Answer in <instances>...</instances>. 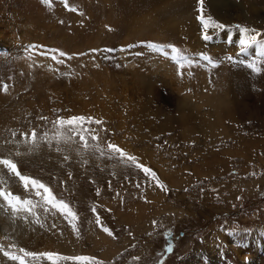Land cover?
Here are the masks:
<instances>
[{"label":"rangeland","instance_id":"obj_1","mask_svg":"<svg viewBox=\"0 0 264 264\" xmlns=\"http://www.w3.org/2000/svg\"><path fill=\"white\" fill-rule=\"evenodd\" d=\"M206 1L205 15L225 25L209 29L208 40L196 19V0H68L77 12L61 0H52L51 8L40 0H0V85H10L0 91V156L19 151L12 158L21 173L47 184L80 216L77 239L60 219L63 235L13 222L0 210V222L5 216L13 230L24 231L19 246L93 255L106 264H264V71L247 67L256 61L264 69V56L255 46L239 52L240 28L259 30L264 39V0H230L238 11L223 19ZM148 41L173 44L194 60L206 53L220 63L185 69L180 78L169 59L142 43ZM51 48L84 55L56 64L40 55ZM41 115L103 120L92 125L107 129L101 143L110 140L137 156L168 191L148 186L143 173L116 159L80 156L66 145L57 152L44 143L35 151L5 143L13 131L49 130ZM0 178L14 194L28 195L2 167ZM93 204L118 239L89 224ZM100 237L109 247L95 245Z\"/></svg>","mask_w":264,"mask_h":264},{"label":"snow or ice","instance_id":"obj_2","mask_svg":"<svg viewBox=\"0 0 264 264\" xmlns=\"http://www.w3.org/2000/svg\"><path fill=\"white\" fill-rule=\"evenodd\" d=\"M42 5L49 8L52 7V0H40ZM66 10L70 12H77V8L70 6L68 0H61ZM195 11L197 13L196 19L202 25L204 30L203 38L205 40L211 39L208 35L209 29H223L225 25L218 23L210 15H205V0H196ZM80 15H83L81 12ZM63 23V21H60ZM239 27V26H237ZM109 30H111L109 28ZM241 39L239 41V52L246 53L249 48L253 46L257 49V55L264 56V39H259L262 33L256 29H250L247 27L240 28ZM146 44V47L154 54L169 59L176 67V75L183 78L185 75V69H192L194 67H218L220 61L214 59L206 53H200L198 59L194 60L186 55L181 49L173 44H161L156 42H142ZM92 53L100 51L99 49H91ZM104 51H114L113 49H104ZM41 56L49 57L56 64H63L64 59H71L74 55H84V53L72 54L71 56L60 49L51 48L40 53ZM226 60L232 61L233 57H225ZM203 62V64L201 63ZM50 70H51V66ZM247 67L256 74H260L264 69L256 61H252ZM187 75L191 76L192 72L188 71ZM10 85L4 83L0 85V91L7 93ZM59 112L60 110H53ZM38 120L43 121L45 125H50L49 130H45L42 133H38L36 128H31L27 132L13 131L11 133L13 139L5 141L6 144H23L26 145L29 151H35L42 143L47 144L50 148L55 145L57 152L64 151L65 149L61 145H66L70 150L75 151L78 155L84 156L85 154H93L100 158L116 159L120 164L125 167H131L134 170L143 173L148 186H155L160 190L167 192L168 189L164 183L161 182L157 173L150 167L139 162L137 156L129 154L117 144L109 141L101 143V132H107L106 128L92 127V125L101 126L105 122L101 119H96L92 116L85 115H72L67 118L57 115L54 120H49L47 116H38ZM19 135L20 139H15ZM13 155L19 156V151L0 156V167L6 170L7 174L11 177H15L24 192L27 193L25 197H21L18 194H14L9 187V183L6 179L0 178V210L8 213L13 222L20 219L25 222L37 224L46 231L59 232V225L56 222L57 219L66 222L70 227L73 235L77 239L81 238L80 233V216L75 210L74 206L64 198H59L53 192L52 188L41 180L34 178L30 175H24L18 168V164L12 158ZM69 156L65 155L64 160L67 161ZM87 160L84 163L87 164ZM71 178V173H69ZM63 183V182H61ZM138 188L139 184L136 185ZM187 190V189H186ZM96 195H100V189H96ZM119 196V193H117ZM237 199H240L238 197ZM100 205L93 204L91 206V212L94 219L89 221V224H94L103 233L113 240L118 239L114 234V231L107 226L102 220L101 215L97 212V208ZM108 211H111L108 209ZM51 223L48 224V221ZM152 225L155 228L157 221H152ZM162 227V225H161ZM132 235L131 232L128 233ZM151 235V234H150ZM170 235V233H165ZM3 240L10 241L7 246L0 242V255L6 258L13 264H106L104 260L98 259L93 255H65L56 251H44L36 252L27 250L24 247L19 246L10 236H4ZM135 247V245H133ZM167 252L172 251V245L169 243ZM123 255V254H121ZM119 259V257H117ZM133 261H139L140 257L134 256ZM158 264L161 262L158 261Z\"/></svg>","mask_w":264,"mask_h":264},{"label":"bare ground","instance_id":"obj_3","mask_svg":"<svg viewBox=\"0 0 264 264\" xmlns=\"http://www.w3.org/2000/svg\"><path fill=\"white\" fill-rule=\"evenodd\" d=\"M206 2H208L209 3V5L210 6H207V7H209V10H211V12L210 13H212L216 18H221V19H223V18H225V17H227V15H230V13L229 12H233V13H236L237 11H238V9L237 10H235V6L234 5H232V4H230V0H208V1H206ZM232 2V1H231ZM208 5V4H207ZM164 7V6H163ZM252 11V10H251ZM194 25H195V23H194ZM227 31V30H226ZM231 33H236L234 30L233 31H230ZM21 67L24 69V70H27V63L26 62H22L21 63ZM29 69V68H28ZM44 69H45V67H44ZM43 69V70H44ZM45 71V70H44ZM44 71H43V73H44ZM45 73H46V71H45ZM44 73V74H45ZM180 89V88H179ZM182 94V93H181ZM184 98V97H183ZM180 99V98H179ZM181 100V99H180ZM227 105V104H226ZM227 109V108H226ZM219 118V117H218ZM220 119V118H219ZM206 123H207V120L205 121ZM204 121H203V125H205L206 123H205ZM205 123V124H204ZM211 127V126H210ZM206 128V127H205ZM209 128V127H208ZM6 218L7 217H5V216H3L2 217V221L0 222V236H2V239L0 238V242H2V243H9L10 241H5V240H3V237L4 236H10V238L12 239V240H14L16 243H18V244H20V241H21V239L23 238V236H24V231H20V233H18L16 230H13L14 229V226H12L13 225V223H11V221L10 220H8V222L7 221H5L6 220ZM15 228H17V227H15ZM55 232V231H54ZM40 236V235H39ZM42 241V240H41ZM101 243V244H104V246L105 245H107L106 244V241H105V239L103 238V237H100L98 240H96V243H95V245L97 244V243ZM52 243V242H51ZM35 246V245H34ZM52 246V245H51ZM57 246V245H56ZM60 246V250L63 252V250H62V248H65V245L64 244H62V245H59ZM107 247H109V245H107ZM111 247V246H110ZM37 248V247H36ZM49 248V247H48ZM66 249V248H65ZM51 250V249H50ZM59 250V249H58ZM33 251V250H32ZM64 253H66V252H64ZM103 257H105V256H103ZM107 257V256H106ZM186 262V264H188L189 262L191 263V260H189V261H185ZM9 263V261L6 259V258H4L2 255H0V264H8Z\"/></svg>","mask_w":264,"mask_h":264}]
</instances>
